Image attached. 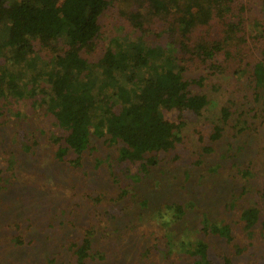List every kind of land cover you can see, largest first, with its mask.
Returning <instances> with one entry per match:
<instances>
[{
	"label": "trees",
	"instance_id": "trees-1",
	"mask_svg": "<svg viewBox=\"0 0 264 264\" xmlns=\"http://www.w3.org/2000/svg\"><path fill=\"white\" fill-rule=\"evenodd\" d=\"M228 78L236 83L218 109L219 119L205 141L197 132L201 163L213 159L214 144L233 134L229 121L240 134L262 115L250 108L237 117L236 107L249 104L233 100L248 88L237 79L246 80L256 100L264 94V0H0V136L16 124L10 144L0 137V204L7 194L20 201L6 214L0 211V264H44V258L48 264H118L110 262L119 256L116 240L110 233L96 237L90 212L80 203L91 195L89 170L123 177L121 187L122 180L145 179L153 166L177 156L184 114L197 116L216 104L204 87L220 92ZM170 111L183 117L166 118ZM42 143L47 148L39 157L48 156L54 166L31 171L26 156L36 157ZM113 146L115 153L103 154ZM184 173L177 195L156 211L155 197L133 193L138 207L163 221L167 237L173 232L172 221L165 219L169 211L180 221L195 205V194L214 191L199 172L192 182V170ZM259 196L264 201V192ZM90 198L99 204V196ZM206 215L200 212L204 235L230 242L231 226ZM239 219L247 237L264 233L254 204L246 205ZM259 222L263 231H254ZM103 237L111 242L109 249L95 241ZM179 245L189 259L178 264H217L206 240ZM29 253L37 255L32 259ZM221 259L220 264H232L229 255Z\"/></svg>",
	"mask_w": 264,
	"mask_h": 264
},
{
	"label": "rangeland",
	"instance_id": "rangeland-1",
	"mask_svg": "<svg viewBox=\"0 0 264 264\" xmlns=\"http://www.w3.org/2000/svg\"><path fill=\"white\" fill-rule=\"evenodd\" d=\"M45 56H47V52ZM27 75L29 74L26 73ZM237 80H240L238 82L248 88L241 89L235 95L233 101L236 104L239 101L249 104L244 105L241 103L236 107L237 117L238 114H241V111L245 112L250 108L263 112L258 122H254L250 129H243L240 134L231 130L233 123L229 121L230 131L233 134L231 136L224 135L220 143L214 144L215 148H217V153L212 154L213 159H208L201 163L199 157L201 144L198 142L197 136L198 133L202 134L203 141H205V134L210 131L215 123L214 120L216 121L218 118V109H220L221 105L227 104L233 89V82L236 83L230 78L222 81L220 92L215 90L211 92L204 87L205 90L209 91L210 96L216 98V104L197 116L184 114L185 119H182L185 122L180 131V151L176 152L177 156L164 159L162 167L159 165L153 166L151 168L152 173L140 182L122 180L124 181L122 187L128 189L127 194H122L121 190L120 180L123 177L117 180L110 177L108 172L103 169L102 171L89 170L91 175L87 180L92 182L90 196L94 200L99 196V204L93 205L90 196L81 197L80 203L86 209L85 213L90 212L91 222H93L96 230V237L99 238L102 233H110L116 240L115 246L119 256L110 262L114 261L118 264H178L180 261L189 259L182 252L179 243H184L186 240L203 239L209 244L212 256L217 264H220L224 255L230 256L232 264H264V233L255 232L252 238L247 237L246 231L242 227L243 222L239 219V214L243 208L246 205L254 204L260 210L261 221H264V201L259 196L260 192H264V179L262 178L264 175V107L262 106V96L264 94L261 93L259 100H256V93L249 87L246 80ZM245 96L247 98H244ZM11 105H15V103ZM164 116L169 119L183 117L175 111L166 112ZM39 119H42V112L40 115L36 114L33 125L36 126V122ZM11 127L15 128L16 124L10 123L3 128V135L2 137L0 136L4 140L3 145L10 144L8 141ZM256 142L258 143L257 146H255ZM8 148L10 149V146ZM35 148L37 149L36 157L26 156V159L32 163L29 166L31 171L36 168L48 169L54 166L51 165L48 156L39 157L47 148L46 143H42ZM107 152L115 153V147L113 146L111 150L103 151V154ZM224 153H226L225 158L222 157ZM5 156L6 154L2 152V157L4 158ZM216 164L219 166L218 171L215 170ZM185 169H191L193 172L191 182L194 181L199 172V179L213 184L214 191L212 194L207 192L203 197H197V194H195L193 196L195 205L185 213V217L180 221L175 222L177 218L173 217V214L169 211L165 219L172 221L170 227L173 232L167 237V228L163 225V221L161 222L154 212H148L147 209L138 207L133 202V200L138 199V196H133V193L137 192L144 195L149 193L155 197L156 211L159 204L163 201L169 202L173 195L176 194L175 191L185 182V177H187L184 173ZM58 170H60V174L70 175L69 171ZM243 171L246 174L250 173L247 179L242 177L241 173ZM27 177L29 180V176L26 175ZM50 177L51 175L48 176V178ZM15 183L18 184L17 179ZM190 185H193V183H190ZM88 191L89 188L82 190V192ZM165 191L166 195H162ZM245 191H249L253 197L244 196L242 193ZM53 194L55 195L56 193ZM10 197L9 194L4 196V199L7 200H3V203L0 204V211L3 214L10 211L8 206H13L20 202L18 199ZM180 198H185V201L190 199L186 195ZM207 198L210 199L206 201ZM231 202L233 206L230 205ZM219 206H222L223 210H218ZM200 212H206V216L213 221L228 223L232 228V240L227 242L213 235H204L199 226ZM261 226L262 222H259L255 225L254 228L256 230L254 231H263ZM104 228H110V231H104ZM71 229L70 224H67V232H70ZM95 241L106 249H109L111 245V242L107 241L105 237ZM147 248H150V251ZM168 249L171 250V253L168 258H165L164 253ZM117 251L110 250L111 254H117ZM28 255L32 256L33 259L37 254L29 253ZM47 259L44 258V264H48ZM54 264L59 263L56 262Z\"/></svg>",
	"mask_w": 264,
	"mask_h": 264
}]
</instances>
